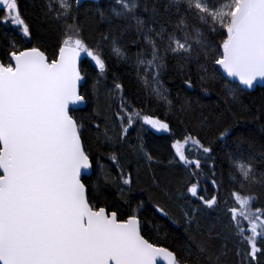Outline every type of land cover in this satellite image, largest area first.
I'll list each match as a JSON object with an SVG mask.
<instances>
[{
  "label": "snow or ice",
  "instance_id": "1",
  "mask_svg": "<svg viewBox=\"0 0 264 264\" xmlns=\"http://www.w3.org/2000/svg\"><path fill=\"white\" fill-rule=\"evenodd\" d=\"M115 3L113 15L129 21L143 38L136 66L152 94L167 100L159 87L167 60L180 62L189 88L191 71L202 80L218 75L223 79L216 70L208 75L209 59L238 81L229 90L227 115L201 117V131L215 129L214 139L184 129L173 141V160L187 174L184 189L174 187L172 173L153 177L155 191L181 203L183 238L175 248L146 238L148 230L159 229L139 213L109 203L104 189L112 180L103 167L95 182L86 175L95 159L93 142L111 139L109 121L98 106L87 115L71 106L88 102L82 92L87 83L82 55L98 69L94 89L104 78L102 42L109 37L101 36L100 43L85 38L77 16L81 0H43L44 16L60 29L51 58L41 47L20 45L23 38L33 39L32 29L19 0H0V264H227L229 241L242 246L236 250V264H260L264 200L248 186L264 188V137L258 142L251 135L235 136L233 128L240 123L238 112H249L264 132V111L251 113L240 100L258 80L264 81V0H167L163 12L159 0H152L151 7L149 0ZM141 8L150 13L147 20L137 14ZM218 29L226 38L209 56V36ZM113 51L127 58L120 48ZM112 88L119 94L115 115L121 142H127L128 130L137 122L171 131L169 122L141 116L123 94L122 84L114 82ZM133 151L149 163L154 160L141 145ZM221 164L227 165L226 172ZM225 176L236 204L226 210L221 205L227 201L219 194ZM119 185L122 195L125 188L130 193L132 173L121 171ZM148 203L155 213L172 219L151 194ZM225 211L227 222L221 218ZM212 240L221 242L218 252Z\"/></svg>",
  "mask_w": 264,
  "mask_h": 264
},
{
  "label": "trees",
  "instance_id": "2",
  "mask_svg": "<svg viewBox=\"0 0 264 264\" xmlns=\"http://www.w3.org/2000/svg\"><path fill=\"white\" fill-rule=\"evenodd\" d=\"M141 2L143 3V0ZM151 2L152 0H149V7H151ZM19 3L22 14L33 32V39L28 41L27 38H23L20 45L22 47H41V50H44L51 58L52 50L56 47L60 36V29L56 21L44 16L42 12L43 0H19ZM81 3L82 6L79 8L77 16L84 29L85 38L94 39L100 43L101 36L109 37L108 40L102 42L107 72L95 89L93 84L99 75L98 69L88 57L84 56L81 61L82 74L86 76L87 80V83L83 85L82 92L88 102L84 108H80L78 114L87 115L98 106L103 112L104 118L109 121L108 135L111 137L110 140L101 139L98 143L93 142L92 152L95 159L90 179L92 182L97 180L101 174L102 166L103 172L109 175L112 180L111 185L104 189L109 203L115 202L121 210H126L129 214L139 213L143 219L148 220L159 229V231L148 230L146 238H150L160 246L175 248L184 233L182 206L179 201L173 202L155 191L152 187L153 177L172 173L174 187L178 190L184 189L187 183V174L183 166L173 160L174 150L171 147L173 141L180 139L184 129L191 130L193 133L199 132L201 137L214 139L215 129L201 131V117L203 115L211 118L221 113L227 115L226 109L232 104L229 90L234 89L238 83L231 82L224 76L221 79L219 75L215 79L202 80L195 71H191L189 74L192 77L193 86L189 88L184 83L185 70L181 68L180 62L167 60L165 61L166 67L160 76L159 85L167 100L152 94L151 88L147 87L140 78L142 71L138 70L136 66V53L144 47L143 38L137 33L134 26H129V21L113 15L111 9L116 7L115 0H81ZM166 3L167 0H159L161 12L164 11L163 5ZM137 14L145 20L150 15L142 8L138 9ZM225 38L226 33L220 35L219 29L217 33L209 36L213 48V51L209 52V56L216 54L214 49ZM116 47L127 53V58L118 56L113 51ZM206 64L209 76L214 74V70L222 74L211 59ZM114 82L123 85V94L128 102L141 113V116L152 115L165 120L170 123L171 131H157L150 125L137 122L128 130L127 142H121V130L115 115L119 111V94L112 88ZM240 100L251 109V113L260 115V112L264 111V86L258 87L254 91H245L240 95ZM181 108L184 109L183 112L180 111ZM238 116L240 123L233 128L235 136L251 135L260 142L264 137V132L259 127L260 121L254 120L249 112H238ZM101 127L103 128V125ZM136 145H141L144 150L151 153L154 160L149 163L144 158L137 156L133 151V146ZM112 156H115V160L110 158ZM170 160H173V163L170 164ZM219 167L222 171L228 170L226 164H221ZM121 171L131 172L133 177L132 191L129 193L125 188L123 195L119 185ZM206 186L211 192L212 186L210 184ZM233 190L229 178L225 176L219 194L227 201V205L222 204V209L226 210L228 207L236 206L229 195ZM248 191L253 194L262 193L261 200H264V188L249 185ZM149 194L154 197L155 202L166 206L172 219L155 213L152 204L148 203ZM141 201L145 203L141 204ZM221 218L225 222L228 221L226 211L222 213ZM172 220L179 223H173ZM210 243L215 245L217 252L220 250L221 242L212 240ZM238 247L242 246L235 241L228 242L227 264H236ZM260 264H264V258H260Z\"/></svg>",
  "mask_w": 264,
  "mask_h": 264
},
{
  "label": "water",
  "instance_id": "3",
  "mask_svg": "<svg viewBox=\"0 0 264 264\" xmlns=\"http://www.w3.org/2000/svg\"><path fill=\"white\" fill-rule=\"evenodd\" d=\"M83 58H84V56L82 55V57H81V61L83 60ZM217 67H218V69L220 70V72L223 74L224 77H226V78H227L228 80H230L231 82H236V83H238V81H236L234 78H232V77H228L227 74L223 72V69L220 68L219 65H217ZM82 83H83V82H82ZM263 86H264V81H260V80H258V81L254 84V87H253L252 89H247L246 91H254V90L257 89L258 87H263ZM241 87H243V86L241 85ZM85 106H86V104H84V105H75V106H71V107L79 108V109H80V108H84ZM93 169H94V164H93V168H92L91 170H88V172L86 173V175H87L88 177H90V176L93 174ZM158 264H166V262L163 261V260H160V261H158Z\"/></svg>",
  "mask_w": 264,
  "mask_h": 264
},
{
  "label": "flooded vegetation",
  "instance_id": "4",
  "mask_svg": "<svg viewBox=\"0 0 264 264\" xmlns=\"http://www.w3.org/2000/svg\"><path fill=\"white\" fill-rule=\"evenodd\" d=\"M30 47H32V46H30Z\"/></svg>",
  "mask_w": 264,
  "mask_h": 264
}]
</instances>
